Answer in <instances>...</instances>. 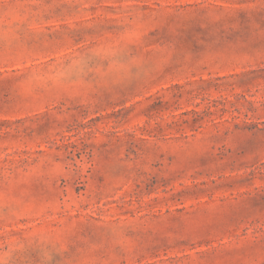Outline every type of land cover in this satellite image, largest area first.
Segmentation results:
<instances>
[{
  "label": "rangeland",
  "instance_id": "obj_1",
  "mask_svg": "<svg viewBox=\"0 0 264 264\" xmlns=\"http://www.w3.org/2000/svg\"><path fill=\"white\" fill-rule=\"evenodd\" d=\"M0 264H264V0H0Z\"/></svg>",
  "mask_w": 264,
  "mask_h": 264
}]
</instances>
